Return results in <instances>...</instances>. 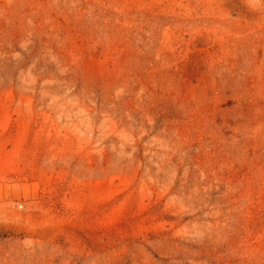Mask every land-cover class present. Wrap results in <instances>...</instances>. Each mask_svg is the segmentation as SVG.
<instances>
[{
	"label": "rangeland",
	"instance_id": "1",
	"mask_svg": "<svg viewBox=\"0 0 264 264\" xmlns=\"http://www.w3.org/2000/svg\"><path fill=\"white\" fill-rule=\"evenodd\" d=\"M0 264H264V0H0Z\"/></svg>",
	"mask_w": 264,
	"mask_h": 264
}]
</instances>
